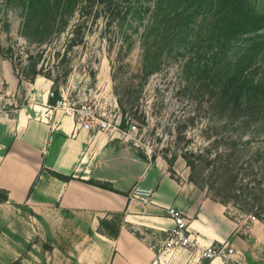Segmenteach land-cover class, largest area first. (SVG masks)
I'll return each instance as SVG.
<instances>
[{
	"label": "rangeland",
	"instance_id": "374dc122",
	"mask_svg": "<svg viewBox=\"0 0 264 264\" xmlns=\"http://www.w3.org/2000/svg\"><path fill=\"white\" fill-rule=\"evenodd\" d=\"M242 1L251 20L247 31L227 45L224 62L231 63V70L236 65L256 70L253 78L264 80V0ZM154 2L69 0L62 16H57L61 7L54 10L59 11L54 13V26L42 35V27L52 22L47 15L38 14V9L28 19L24 0H0V63H11L19 81L28 82L35 70L54 79V88L62 89L70 100L88 97L95 117L107 121L109 130L118 132L127 146L151 161L162 159L172 175L173 168L186 172L188 179L215 196L222 190L219 160L222 162L230 150L235 151L231 161L237 166L253 163L255 170L262 164V159L254 161L252 154L264 148V103L254 107V117L246 124L220 117L212 104L215 80L204 73L198 76L199 69L194 66H185L190 58L210 67L222 62L211 55L214 49L205 34L202 43L194 41L202 20H211L207 11L193 15L182 33L173 21L167 28L155 26L144 36ZM187 5L180 8L191 11L193 5ZM147 49L160 62L152 73L143 69ZM4 90L0 80V95L8 100ZM9 102L11 105L0 112L15 110L23 103L21 96ZM218 155L221 158L217 160ZM226 204L232 217L256 220L241 212L235 202ZM248 227L246 222L244 229ZM6 239L0 234V252L6 250Z\"/></svg>",
	"mask_w": 264,
	"mask_h": 264
},
{
	"label": "crops",
	"instance_id": "0c3cea01",
	"mask_svg": "<svg viewBox=\"0 0 264 264\" xmlns=\"http://www.w3.org/2000/svg\"><path fill=\"white\" fill-rule=\"evenodd\" d=\"M0 80L8 100L21 96L23 101L15 110L0 112V190L7 194V201L0 202V234L7 238L0 262H206L186 250L157 258L173 225L163 209L171 206L187 216L201 246H232L233 261L215 258L207 264H264V224L232 217L186 172L173 168L171 175L165 161L139 155L118 132L76 126L49 104L51 80L38 75L19 81L4 60ZM48 171L71 178L64 181ZM135 189L150 194L135 197ZM115 214H122V222L117 237L110 238L99 232V222Z\"/></svg>",
	"mask_w": 264,
	"mask_h": 264
},
{
	"label": "trees",
	"instance_id": "16d2710c",
	"mask_svg": "<svg viewBox=\"0 0 264 264\" xmlns=\"http://www.w3.org/2000/svg\"><path fill=\"white\" fill-rule=\"evenodd\" d=\"M83 1L87 3V1L90 2L91 0ZM163 1L166 2L164 7ZM242 2V0H155L151 13L153 16L150 23L146 25L144 33V36H146L155 26L167 28L170 22L173 21H176L177 25H180L179 29L180 33H182L191 23L193 15L207 11L206 13L211 20L209 23H204L206 21L205 18L202 20L199 29L203 33L199 32L198 29V35L195 36L194 41L196 40L198 44L202 43L204 40L202 37L205 34V40L209 41L210 44H208L214 49L211 51V55L220 58L219 60L222 62H219V65L216 67H210L207 62L201 65L199 60L190 58L189 62H185V66H194L195 70L199 69L197 71L198 76L204 73L211 80H215L216 97L213 100L214 103H212L215 111L220 117L231 119L239 125L249 122L250 116L254 117L251 113L254 107L264 103V80H255L253 78V73L256 70L246 71L245 69H239L237 65L234 70H231V63L224 62L227 45H229L234 37L247 31L251 20L250 10H243L244 5H242ZM24 3H26L24 7L26 8L28 19L32 16V13L39 9L38 14L47 15L48 21H52L50 22L51 24L47 22L42 27V35L51 31L54 26L53 23L56 21L55 18L59 15L62 16L63 11L69 6V0H53V5L50 4V0H24ZM183 3H188L187 7L193 5V9L187 11V8L186 10L185 8H180ZM36 4H38L37 8ZM58 7H61L62 12H54L55 9L57 11ZM54 13H58V15L54 16ZM202 24L204 28H202ZM200 48L201 46L197 49L194 47L195 51H199ZM159 63L158 57L156 58V55H153V51L151 52L147 49L143 53V69L148 73L155 71ZM38 75L52 81L51 91L53 96L50 97L49 104L53 105L60 98L58 89L54 88L55 80L47 74L34 70L33 77H27L28 82H31ZM208 85L210 84L208 83ZM259 107L262 108V106ZM261 116H264V114H261ZM234 153V150H230L222 162L219 160V168H221L219 177L223 179L220 182L222 190L219 191L218 189L215 196L206 194L225 207L228 201L235 202L241 212L264 224V148L256 150L252 154L254 161H257V158L262 159V164L258 165L255 170V164L253 163H243L244 165L240 164L237 166L236 162H232L231 157ZM219 158H221V155L217 156V160ZM169 172L172 175L170 169ZM48 173L64 181H68L71 178L52 171H48ZM189 181L203 191V187L192 178H189ZM88 182L94 184L93 181ZM96 185L107 188L103 184ZM5 201H7V194L5 191L0 190V202ZM121 222L122 214L112 215L109 219L104 218L99 222V232L110 238H116ZM207 261L202 264H207ZM10 264H21V262L18 259Z\"/></svg>",
	"mask_w": 264,
	"mask_h": 264
},
{
	"label": "built area",
	"instance_id": "2783aa9c",
	"mask_svg": "<svg viewBox=\"0 0 264 264\" xmlns=\"http://www.w3.org/2000/svg\"><path fill=\"white\" fill-rule=\"evenodd\" d=\"M60 98L55 101L51 107L55 110H60L64 115L70 116L74 119L76 126L91 131L111 132L109 124L105 120H99L95 117L91 105L88 102V97L79 99V101L70 100L65 95L62 89H59ZM52 97V91L49 93ZM0 110L5 105H11L9 100H5L0 95ZM12 111V110H11ZM105 119V118H104ZM107 120V119H106ZM135 129V127H132ZM135 197L144 194L148 196L150 191L135 189ZM165 214L172 220L173 225L167 231L166 237L161 243V247L157 258L167 254L177 253L181 251H190L198 256L200 260L211 261L215 258L230 259L233 253V248L228 242L213 243L207 246H201L198 240L191 234L188 226V219L181 211L174 207H167L163 209Z\"/></svg>",
	"mask_w": 264,
	"mask_h": 264
}]
</instances>
